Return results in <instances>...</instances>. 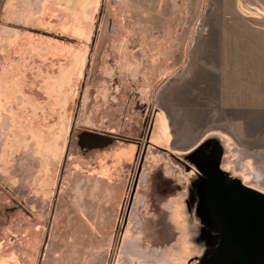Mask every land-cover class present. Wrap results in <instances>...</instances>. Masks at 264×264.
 <instances>
[{
    "label": "rangeland",
    "instance_id": "rangeland-1",
    "mask_svg": "<svg viewBox=\"0 0 264 264\" xmlns=\"http://www.w3.org/2000/svg\"><path fill=\"white\" fill-rule=\"evenodd\" d=\"M8 1L0 0V72L16 66L20 74H0V87L17 90L15 97L25 89L39 107L0 122V264H187L200 255L199 223L187 204L194 175L177 159L201 142L183 150L203 126L185 134L177 125L172 141L155 93L218 22L263 23L264 0ZM214 5L252 11L214 12ZM169 29L174 42L164 39ZM167 65V73L152 72ZM13 111L21 112L10 104L0 115ZM230 128L232 138L207 136L223 145L221 167L264 192V124ZM82 130L117 139L82 149ZM122 157L129 164L115 175L119 206L114 199L93 205L88 191L106 195L113 184L106 161L115 171ZM87 175L94 178L83 200L71 202L65 190ZM129 232L141 252L131 254Z\"/></svg>",
    "mask_w": 264,
    "mask_h": 264
},
{
    "label": "crops",
    "instance_id": "crops-1",
    "mask_svg": "<svg viewBox=\"0 0 264 264\" xmlns=\"http://www.w3.org/2000/svg\"><path fill=\"white\" fill-rule=\"evenodd\" d=\"M8 4L12 5L10 0ZM213 8L214 12L252 11V9L246 10V6H234L233 10H226L217 5H214ZM196 45L197 51H192L188 55L180 72L171 75V81L167 82L165 88L157 89L155 93L157 95L156 102L165 111L172 141H174L177 125L181 126V130L185 134L192 133L194 126H203L202 133L197 139L196 137L194 139L187 137L189 139L186 140L183 150L192 148L210 134L232 138L233 132L230 127L233 125L264 124V22L239 21L238 19L232 20L228 24L218 22L215 27L210 28L208 36L203 39L198 38ZM15 67L13 66L10 71L0 72V74H20L18 70L14 69ZM23 85L24 83L22 87ZM22 90V97L19 93L15 97L17 90H13L7 85L0 87V114L5 115L2 109L10 108V104H14L15 108L21 111L7 112L6 116L0 115V122L3 124L11 125L14 113H16L14 118H27L23 117L25 109L39 107L37 101L31 98L25 89ZM163 94L165 100H163ZM9 95L10 97H8ZM225 137L223 138L227 139ZM132 150L133 148H131V152ZM122 158L124 160L120 161L118 168L114 169L115 171H113L112 160L106 161L109 163V167L105 166V170L108 171L106 173H109L112 178H110V182L115 185L111 183L110 193L106 195L103 193V188L98 191L99 193L95 191L98 187L95 190L93 187L91 192L89 190L87 197L95 200L93 205L99 204L98 202L103 199H114L119 206L117 200L120 196L118 192L120 188L117 189L115 175L118 172L123 176V171L129 164L125 157ZM92 178L94 176L87 175L80 180L77 188L73 185L65 190L71 202L76 203V201L83 200L85 189L90 181H93ZM121 182L127 187L125 177H121ZM99 187H101L100 184ZM114 187H116V191L113 189ZM116 213L117 208L113 216H117ZM132 234L129 232L123 235L125 241L128 238L126 243L133 249L131 254H136L138 245H136V239ZM123 251L124 247L122 246L121 253H124Z\"/></svg>",
    "mask_w": 264,
    "mask_h": 264
},
{
    "label": "water",
    "instance_id": "water-1",
    "mask_svg": "<svg viewBox=\"0 0 264 264\" xmlns=\"http://www.w3.org/2000/svg\"><path fill=\"white\" fill-rule=\"evenodd\" d=\"M76 138L79 147L86 150L114 142L112 134L92 130H82ZM223 153V145L213 136L184 155L196 171L187 204L199 223L195 240L203 247L200 255L189 258L187 264H264V192L231 177L221 167ZM141 161L142 157L133 190Z\"/></svg>",
    "mask_w": 264,
    "mask_h": 264
},
{
    "label": "flooded vegetation",
    "instance_id": "flooded-vegetation-1",
    "mask_svg": "<svg viewBox=\"0 0 264 264\" xmlns=\"http://www.w3.org/2000/svg\"><path fill=\"white\" fill-rule=\"evenodd\" d=\"M147 121L148 120H146L145 121V125H144V127H146V125H147ZM185 159V160H184ZM184 159H177V161L180 163V164H182L183 166H186L191 172H192V175H194L195 176V173H196V171H195V169L193 168V167H190L188 164H187V161H186V158H184ZM137 169H138V167H137ZM137 169H136V171H137ZM135 175H136V172H135ZM135 175H134V178H135ZM138 180H139V177H138ZM133 183H134V179H133V182H132V185H131V189H130V194H129V199H130V196H131V193H132V191H133ZM137 185V184H136ZM128 202H129V200H128ZM130 206H131V204H130ZM128 208V207H127ZM127 208H126V212H127ZM130 208V207H129ZM129 213V212H128ZM128 213H127V215H128ZM192 264L194 263V261H192L191 262Z\"/></svg>",
    "mask_w": 264,
    "mask_h": 264
},
{
    "label": "trees",
    "instance_id": "trees-1",
    "mask_svg": "<svg viewBox=\"0 0 264 264\" xmlns=\"http://www.w3.org/2000/svg\"><path fill=\"white\" fill-rule=\"evenodd\" d=\"M170 30V29H169ZM171 32H172V29L170 30V31H167L166 32V37H164V39H170V41L171 42H174V36H172V34H171ZM170 68V66L169 65H167L166 67H165V69L164 70H162L161 72L158 70V67L157 68H154L153 70H152V72L153 73H158L159 74V76L161 75V73H167V71H168V69ZM160 72V73H159ZM160 78V77H159ZM157 84V83H156ZM157 86V85H156ZM108 134H110V133H108ZM113 135V137H114V140L115 139H117V136L116 135H114V134H112Z\"/></svg>",
    "mask_w": 264,
    "mask_h": 264
}]
</instances>
